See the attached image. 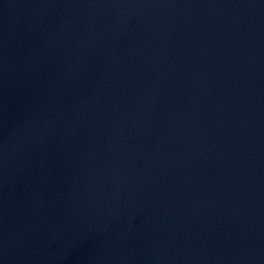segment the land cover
<instances>
[{
  "label": "water",
  "instance_id": "1",
  "mask_svg": "<svg viewBox=\"0 0 264 264\" xmlns=\"http://www.w3.org/2000/svg\"><path fill=\"white\" fill-rule=\"evenodd\" d=\"M0 264H264V0H0Z\"/></svg>",
  "mask_w": 264,
  "mask_h": 264
}]
</instances>
